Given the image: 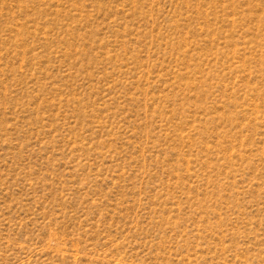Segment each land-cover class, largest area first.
Segmentation results:
<instances>
[{"label":"rangeland","instance_id":"obj_1","mask_svg":"<svg viewBox=\"0 0 264 264\" xmlns=\"http://www.w3.org/2000/svg\"><path fill=\"white\" fill-rule=\"evenodd\" d=\"M0 264H264V0H0Z\"/></svg>","mask_w":264,"mask_h":264}]
</instances>
